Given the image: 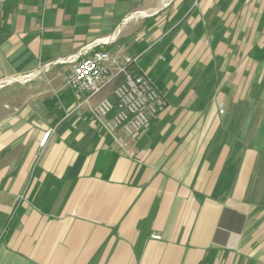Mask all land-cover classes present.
Segmentation results:
<instances>
[{
    "label": "crops",
    "instance_id": "1",
    "mask_svg": "<svg viewBox=\"0 0 264 264\" xmlns=\"http://www.w3.org/2000/svg\"><path fill=\"white\" fill-rule=\"evenodd\" d=\"M87 46L163 102L124 148L65 84ZM0 84V264H264V0H7Z\"/></svg>",
    "mask_w": 264,
    "mask_h": 264
},
{
    "label": "built area",
    "instance_id": "2",
    "mask_svg": "<svg viewBox=\"0 0 264 264\" xmlns=\"http://www.w3.org/2000/svg\"><path fill=\"white\" fill-rule=\"evenodd\" d=\"M6 2L0 0V8ZM59 63L69 64L65 84L78 97V106L89 105L91 98L116 82L109 90V96L101 97L89 109L92 118L120 147H126L129 140L145 129L163 106L152 82L142 74L131 72L132 58L124 57L120 61L109 51L87 46ZM219 112L223 113V104H220ZM49 134L50 131L42 136L39 148L45 146ZM153 239L160 237L153 236Z\"/></svg>",
    "mask_w": 264,
    "mask_h": 264
},
{
    "label": "rangeland",
    "instance_id": "3",
    "mask_svg": "<svg viewBox=\"0 0 264 264\" xmlns=\"http://www.w3.org/2000/svg\"><path fill=\"white\" fill-rule=\"evenodd\" d=\"M46 70H48L47 69V67L45 66H43V68H41V70L40 71H46ZM114 83H116L115 81L113 82V85H114ZM11 84V83H10ZM113 85H111L110 87H109V90L111 89V87H113ZM0 86H1V84H0Z\"/></svg>",
    "mask_w": 264,
    "mask_h": 264
},
{
    "label": "bare ground",
    "instance_id": "4",
    "mask_svg": "<svg viewBox=\"0 0 264 264\" xmlns=\"http://www.w3.org/2000/svg\"><path fill=\"white\" fill-rule=\"evenodd\" d=\"M21 82V81H20Z\"/></svg>",
    "mask_w": 264,
    "mask_h": 264
}]
</instances>
